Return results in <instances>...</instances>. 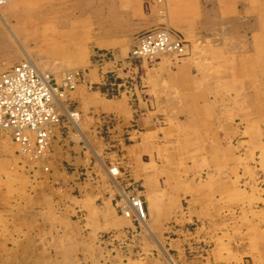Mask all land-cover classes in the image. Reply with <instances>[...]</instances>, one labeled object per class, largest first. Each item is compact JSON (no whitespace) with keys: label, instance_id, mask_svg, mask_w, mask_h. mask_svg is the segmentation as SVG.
<instances>
[{"label":"rangeland","instance_id":"1","mask_svg":"<svg viewBox=\"0 0 264 264\" xmlns=\"http://www.w3.org/2000/svg\"><path fill=\"white\" fill-rule=\"evenodd\" d=\"M221 4L214 0V9ZM230 4L233 19L238 16V0ZM81 5L77 0H10L0 6V74L24 61L27 52L40 71L51 76L54 86H60L70 72L84 75L79 86L61 99L64 106L67 95L82 88L135 104L143 90L142 62L131 73L113 64L104 69L94 66L97 51L106 49L88 41L92 29L79 20ZM245 39L252 41L254 36ZM234 46L212 60L215 69L229 73L213 76L215 106L203 108L207 112L203 122L190 123L189 134L177 141L182 154L167 158V200L173 203L171 198L178 199L174 193L180 192L182 211L177 218L160 222V229L147 218V226L132 218L131 233L104 237L102 244L83 249L78 245V250L58 231H38L36 223L31 227L20 206L30 198L28 183L12 160L19 148L10 135L0 132V264H172V260L176 264H264V201L260 200L264 108L254 107L255 94L259 98L262 88L255 83L254 61L238 60ZM130 50L108 51L125 58ZM238 63L250 69L245 85L239 84ZM109 69L117 70L120 89L99 88L101 76ZM130 76L131 83H126ZM141 189L137 183L131 188L139 197Z\"/></svg>","mask_w":264,"mask_h":264},{"label":"crops","instance_id":"2","mask_svg":"<svg viewBox=\"0 0 264 264\" xmlns=\"http://www.w3.org/2000/svg\"><path fill=\"white\" fill-rule=\"evenodd\" d=\"M77 1L82 3L79 20L92 29L88 41L96 48L126 53L138 34L156 27L176 31L187 42L180 59L162 55L142 63L143 90L135 104L82 88L65 101L77 121L62 113L46 158L31 161L15 151L12 160L30 192L20 206L31 227L36 223L38 231H58L66 243L83 249L132 232L134 220L121 214L118 205L135 194L134 183L142 188L153 227L180 216L181 193H174L178 199L170 197L173 203L167 200L166 161L182 154L177 141L189 134L190 123L203 122V108L215 106L213 76L229 75L212 63L221 52L236 45L238 60L254 61L255 83L262 88L254 107L264 108V0H238L233 19L231 0H221L220 9H214V0ZM251 34L254 39L246 41ZM238 67L239 84L245 85L250 69ZM260 147L264 153V140ZM115 168L116 175L111 173ZM261 188L264 201L263 183Z\"/></svg>","mask_w":264,"mask_h":264},{"label":"built area","instance_id":"3","mask_svg":"<svg viewBox=\"0 0 264 264\" xmlns=\"http://www.w3.org/2000/svg\"><path fill=\"white\" fill-rule=\"evenodd\" d=\"M7 2L9 0H0V6ZM186 47V41L180 33L166 27L153 28L137 35L125 58H118L113 51H97L94 66L104 69L106 65L113 64L117 70L131 73L135 68L138 69V63L154 62L164 54L180 59L186 55ZM119 78L118 73L109 69L101 76L99 88L115 91L114 87L118 86L120 89ZM83 79L82 73L74 71L65 76L60 86H54L51 76L40 71L27 58L2 72L0 132L10 135L12 142L19 148L18 152L31 161L46 158L51 153L54 129L60 124L64 112L60 101L66 92L74 91ZM129 79H132L131 76L125 82L131 83ZM73 114L76 113H71L74 117ZM119 208L126 217L136 221L147 218L145 203L137 195L126 197Z\"/></svg>","mask_w":264,"mask_h":264},{"label":"bare ground","instance_id":"4","mask_svg":"<svg viewBox=\"0 0 264 264\" xmlns=\"http://www.w3.org/2000/svg\"><path fill=\"white\" fill-rule=\"evenodd\" d=\"M10 1V0H9ZM24 54H25V58H27V59H31L30 58V56H29V54L27 53V52H24ZM32 60V59H31ZM14 63V62H13ZM37 66V65H36ZM39 69V68H38ZM40 70V69H39ZM60 104H61V106L63 107V110H64V113L66 112L67 114H68V116L73 120V121H77L76 119L79 117L78 116V114H73L74 115V117L73 116H71V113L72 112H70L67 108H66V106H64V103H63V101L61 100L60 101ZM105 168H107V167H105ZM111 173H113V174H118L119 172H118V170L115 168V169H112L111 170ZM113 178H114V176H113ZM126 196V195H125ZM141 221V223L142 224H144L145 226H147V222H146V219L145 220H140ZM172 260V259H171ZM172 264H176L173 260H172Z\"/></svg>","mask_w":264,"mask_h":264}]
</instances>
